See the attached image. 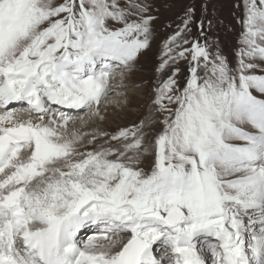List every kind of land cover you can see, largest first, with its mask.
I'll return each instance as SVG.
<instances>
[{
  "label": "snow or ice",
  "instance_id": "snow-or-ice-1",
  "mask_svg": "<svg viewBox=\"0 0 264 264\" xmlns=\"http://www.w3.org/2000/svg\"><path fill=\"white\" fill-rule=\"evenodd\" d=\"M242 3L235 68L193 8L165 41L145 168L143 123L91 151L68 125L150 47L149 5L0 0V264H264V0Z\"/></svg>",
  "mask_w": 264,
  "mask_h": 264
},
{
  "label": "rangeland",
  "instance_id": "rangeland-1",
  "mask_svg": "<svg viewBox=\"0 0 264 264\" xmlns=\"http://www.w3.org/2000/svg\"><path fill=\"white\" fill-rule=\"evenodd\" d=\"M121 2L123 3L124 0H121ZM144 2L149 5L150 15L155 18L152 21L153 36L150 41V47L138 55L135 68L129 74L133 78L131 83L127 80V73L123 77L119 74L116 75L117 79L122 82L119 88L121 92L119 94H116L115 91L111 92L110 96L105 99L108 102L105 105L106 107H104L114 110V114L113 112L111 113L112 120L106 123V120L102 117L98 125L86 127L80 134L84 140V146H82L81 151H91L104 144L108 139V137L99 136V133L114 134L120 129L143 123L145 131L149 133L147 145L149 153L141 167L147 168L153 159L151 141L162 130V124L160 123L162 114L157 113L155 110L153 100L155 98V89L160 80L167 78L169 74L167 70L163 75L157 72L163 56L165 41L177 31L178 27H182V21L185 18L187 9L193 8L195 11L193 13V23L189 25L191 30L190 38H194L199 34V22L203 21L204 32L208 36L209 42L217 44L222 53L228 58L230 66L235 68L238 61L237 51L242 47L240 40L244 32L242 23L244 9L242 0H144ZM208 21H211L210 28L208 27ZM185 47H190V45H185ZM257 63L260 67L251 70V72L264 75V61H257ZM178 67L181 70L178 79L183 83L188 75L187 61L181 60ZM128 89L136 92V95L131 98L132 100L129 99ZM253 94L264 98L255 90H253ZM128 104L129 107L123 114V108ZM101 111L104 112V115H109V110L103 111V108H100V114H102ZM83 114L77 118L79 119L78 123L76 122L78 120L74 118V121L70 122L69 125L74 126V128L81 126L82 122L87 118V114ZM92 134L97 135L95 142H89ZM111 143L115 144L117 142L113 141ZM89 233V231H82L80 239H85Z\"/></svg>",
  "mask_w": 264,
  "mask_h": 264
},
{
  "label": "bare ground",
  "instance_id": "bare-ground-1",
  "mask_svg": "<svg viewBox=\"0 0 264 264\" xmlns=\"http://www.w3.org/2000/svg\"><path fill=\"white\" fill-rule=\"evenodd\" d=\"M117 72L118 71H120L119 69H117L116 70ZM129 74H131V73H127V80H128V82H130L131 83V81L133 80V78L131 77V75H129ZM118 75V74H117ZM116 76V75H115ZM113 77L112 79H111V81H110V83H111V88L109 89V94L111 93V92H116V94H119L121 91L119 90V88L121 87V84H122V82L120 81V80H118L117 79V76L116 77ZM130 88H131V86H130ZM128 91H129V89H128ZM123 92V91H122ZM108 94V96H110ZM136 95V92H132L131 91V89H130V91H129V94H128V96H129V99L130 100H132L131 98L133 97V96H135ZM108 96H106V97H108ZM106 97L102 100V102H101V104L99 105V109L100 108H103V111H108L109 112V115L108 116H106V115H104V112H102V114H100L99 116H91L90 115V113H89V111L87 110V109H84V110H79V111H75V110H73L72 111V115L74 116V118L75 119H77L78 117H80L83 113H85V115L87 114V118L82 122V125L81 126H75L76 128H74V126H70V125H68V130L70 131V132H73V131H77V132H79V133H81V131H84V129L86 128V127H89V126H91V125H98L99 124V122H101V119H102V117H104V119L106 120H104L106 123L107 122H110L111 120H112V112H113V114H114V110H112V109H109V108H104V107H106L105 105H106V103L108 102V100H105L106 99ZM119 97V96H118ZM111 99H114V98H111ZM116 99H117V97H116ZM113 101V100H112ZM118 102V101H117ZM121 104V103H120ZM22 105L21 104H19V103H14V104H12V105H10L9 106V108H16V109H18V108H20ZM128 107H129V104L127 105V106H125L123 109V114H124V112H126V110L128 109ZM3 111H4V109H0V114H2L3 113ZM67 111V110H66ZM83 116H84V114H83ZM14 118L17 120V121H27V120H29V119H31V120H33V121H36L37 119H38V117L35 115V114H32V113H25V112H23V111H20V112H16V113H14ZM47 120H48V117L46 116L45 117V122H47ZM78 121H76L77 123L79 122V119H77ZM76 123V124H77ZM68 131V132H69ZM89 132H90V129H89ZM82 134V133H81ZM86 140V139H85ZM82 146H84V140L82 141V143H81V145H80V150L83 148ZM85 146H87V145H85ZM21 155L23 156V155H26V150H22V153H21ZM89 234H91V233H89ZM88 236V235H87ZM86 236V237H87ZM79 238H81V235H79Z\"/></svg>",
  "mask_w": 264,
  "mask_h": 264
}]
</instances>
